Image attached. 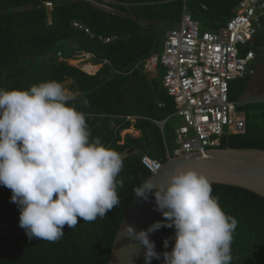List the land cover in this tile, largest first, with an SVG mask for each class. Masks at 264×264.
Listing matches in <instances>:
<instances>
[{
	"label": "trees",
	"instance_id": "1",
	"mask_svg": "<svg viewBox=\"0 0 264 264\" xmlns=\"http://www.w3.org/2000/svg\"><path fill=\"white\" fill-rule=\"evenodd\" d=\"M46 2L53 7H46ZM239 2H101L110 11L87 0H0V88L27 89L46 80L70 82L69 90L76 96L70 103L85 114L90 138L100 137L122 155L124 163L119 174L124 180L118 189L119 204L106 217L92 222L78 217L76 227L65 225L64 236L55 242L29 239L19 226L20 211L11 201V190L0 189V264H108L121 221L136 195L134 189L151 176L142 158L149 156L164 164L175 156L167 152L165 131L168 123L178 119L176 103L162 86L160 74L148 77L144 61L164 48L167 32L180 21L185 6L200 27L216 32L234 16ZM74 21L89 33L75 28ZM100 37L111 40L105 43ZM77 54H89L92 64L102 67L90 74L69 64ZM250 79L246 75L230 83L231 100L244 94ZM252 107L258 115L253 119L246 114L245 132L223 136L217 148L264 150V101ZM165 120L162 132L159 122ZM131 127L140 136L122 137L121 132ZM169 129L175 142V128ZM211 187L225 213L237 220L231 264H264V197L236 186ZM174 231L167 227L156 230L157 252L172 250ZM165 238H169L167 249ZM162 260L161 255L151 264Z\"/></svg>",
	"mask_w": 264,
	"mask_h": 264
},
{
	"label": "clouds",
	"instance_id": "2",
	"mask_svg": "<svg viewBox=\"0 0 264 264\" xmlns=\"http://www.w3.org/2000/svg\"><path fill=\"white\" fill-rule=\"evenodd\" d=\"M75 100L57 80L0 88V185L11 190L29 239L55 242L65 225L104 218L120 202L123 157L100 137L90 138L85 114L70 103ZM134 192L145 200L154 194L164 217L139 231L126 225V235L145 247V264L161 255V264H231L237 220L225 213L203 173L176 168L167 182L150 177ZM161 227L175 230L172 250L163 253L149 239ZM168 245L165 238L164 249Z\"/></svg>",
	"mask_w": 264,
	"mask_h": 264
},
{
	"label": "built area",
	"instance_id": "3",
	"mask_svg": "<svg viewBox=\"0 0 264 264\" xmlns=\"http://www.w3.org/2000/svg\"><path fill=\"white\" fill-rule=\"evenodd\" d=\"M87 1L110 8L101 4L109 0ZM46 7L52 8V2H46ZM72 25L89 33L78 21ZM200 28L185 6L180 21L167 32L163 51L144 61L147 74H156L159 66L163 67L162 86L176 103L180 124L175 127V156L205 155L219 146L223 136L245 132L247 116L241 103L230 99V83L255 74L249 65L264 52V36H260L264 0H240L234 16L216 32H201ZM100 39L105 43L111 40ZM159 124L163 132L165 122ZM142 163L151 173L162 165L149 156H144Z\"/></svg>",
	"mask_w": 264,
	"mask_h": 264
},
{
	"label": "water",
	"instance_id": "4",
	"mask_svg": "<svg viewBox=\"0 0 264 264\" xmlns=\"http://www.w3.org/2000/svg\"><path fill=\"white\" fill-rule=\"evenodd\" d=\"M180 167L195 168L207 177L210 184L236 186L264 197V150L227 147L209 149L205 155L174 156L150 177L167 182L171 172ZM161 216L162 213L156 209L154 194L149 193L147 200L135 195L117 231L108 264H132V261L134 264H145V247L126 235V225H132L136 231L147 229L160 221ZM155 233L156 230L149 233L151 241H154ZM130 244H136V247Z\"/></svg>",
	"mask_w": 264,
	"mask_h": 264
},
{
	"label": "rangeland",
	"instance_id": "5",
	"mask_svg": "<svg viewBox=\"0 0 264 264\" xmlns=\"http://www.w3.org/2000/svg\"><path fill=\"white\" fill-rule=\"evenodd\" d=\"M110 2V0L108 1V3ZM51 9V8H49ZM107 10H110V8H106ZM111 11V10H110ZM201 32L204 31V28H200ZM162 50H160V52H162ZM78 56L73 59V60H70L69 61V64L73 65V66H77L79 68H81L82 70H84V66L86 64H92V60L90 58V55L89 54H77ZM96 67V71L92 74H95L101 67L102 65H97L95 66ZM250 67H253L254 69H257V66H256V63L255 62H252L250 65H249V68ZM164 73V69L163 67H161V65L159 66L158 68V73L156 74H148V77L149 78H152L153 76H157L160 74V76H162ZM91 74V73H90ZM264 77V76H263ZM264 80V78H263ZM260 81H258L259 83ZM69 84L70 82H65L63 83L62 85L64 86V88L70 92V93H73L69 90ZM263 87L259 88V85H253L251 86L247 91H246V95L243 94L242 96H239L238 98V102L241 103V108H242V111L245 113V114H249L251 118L254 119V117H256L258 114H257V110H255L252 106L255 105L256 103H260V102H263L264 101V89H262ZM262 92L261 94L257 93V92ZM74 94V93H73ZM134 118H131V120H133ZM180 124V120L179 119H173L170 123H168V127H166V131H165V134H166V139H167V143H168V153L171 155L172 153L174 154V150L175 148L177 147V144L174 142V135H173V131L169 129L170 128H175L177 127L178 125ZM127 134H131L135 137H138L140 136V132L135 130L134 127H131L129 130H124L121 132V136L124 137L126 136ZM0 189L1 190H5V189H9L3 185H0Z\"/></svg>",
	"mask_w": 264,
	"mask_h": 264
},
{
	"label": "crops",
	"instance_id": "6",
	"mask_svg": "<svg viewBox=\"0 0 264 264\" xmlns=\"http://www.w3.org/2000/svg\"><path fill=\"white\" fill-rule=\"evenodd\" d=\"M254 62L256 63L257 69H255V74L253 76H250L251 79L247 90L253 85H259V88L263 87L262 89H264V52L258 53ZM258 81L260 82L258 83ZM246 91L244 92L245 95ZM257 93L261 94L262 92L259 91Z\"/></svg>",
	"mask_w": 264,
	"mask_h": 264
},
{
	"label": "bare ground",
	"instance_id": "7",
	"mask_svg": "<svg viewBox=\"0 0 264 264\" xmlns=\"http://www.w3.org/2000/svg\"><path fill=\"white\" fill-rule=\"evenodd\" d=\"M96 67L93 65V64H86L85 66H84V70L86 71V72H88V73H94L96 70Z\"/></svg>",
	"mask_w": 264,
	"mask_h": 264
}]
</instances>
